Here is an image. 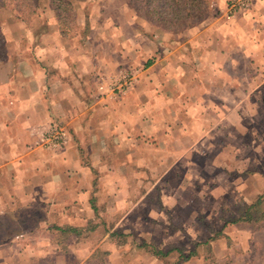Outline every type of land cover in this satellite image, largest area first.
Listing matches in <instances>:
<instances>
[{"label": "crops", "instance_id": "obj_1", "mask_svg": "<svg viewBox=\"0 0 264 264\" xmlns=\"http://www.w3.org/2000/svg\"><path fill=\"white\" fill-rule=\"evenodd\" d=\"M112 2L119 0H107ZM214 2L224 9L229 0ZM251 5L231 19L217 10L213 22L200 24L204 28L189 27L185 42L165 41L173 32L159 27L154 40L147 33L126 34L131 17L121 19L125 31L119 36L115 30L116 39L97 33L93 20L83 37L66 38L50 23L39 37L23 23L13 38L11 29H3L8 57L0 64V264H30L38 254L46 259L53 224L108 226L100 221L102 209L119 213L126 207L123 219L140 209L164 224L163 208L191 202L180 196L191 189L175 188L161 197V206L148 202L150 167L174 172L193 154L225 162L226 147L246 137L264 145L253 133L259 122L264 129V0ZM127 70L138 75L135 89L120 96L98 91L102 81ZM52 123L69 132L64 148L44 146ZM152 131L155 152L147 143ZM256 155L264 161V153ZM138 184L144 196L132 201ZM262 192L264 175L255 174L235 190L212 187L198 201L214 213L240 198L250 204ZM42 210L35 221L32 212ZM41 243L44 250H37Z\"/></svg>", "mask_w": 264, "mask_h": 264}, {"label": "rangeland", "instance_id": "obj_2", "mask_svg": "<svg viewBox=\"0 0 264 264\" xmlns=\"http://www.w3.org/2000/svg\"><path fill=\"white\" fill-rule=\"evenodd\" d=\"M70 1L77 13L74 35L76 34L78 37L86 36L91 32L89 27L92 24L91 20H93L97 33L116 39L115 30L119 32V36L122 35L120 34L122 31H125V27L121 22L124 17L134 19L132 27L130 26V29L126 28L124 33L128 34L129 31L135 35L147 33L150 37L152 36L153 40L157 35L158 27L144 15L138 4H129L126 0H119V2H112V4H108L107 0ZM214 3L216 2L213 0L208 8L209 11L206 9L198 15V19L194 20L196 22L194 25L181 27L173 31L172 34L163 37L165 41L166 39L180 42L188 41L190 38L188 28L194 26L198 27L197 29L204 28L208 23L214 21L215 18L213 17L218 14L217 10L220 11V15L224 11V18L231 19L241 14H247L251 9L250 7L247 12L230 16L228 6L220 9ZM118 5H124L126 11L122 12L123 9H118ZM40 14H42L41 22L38 20V16L33 17L30 21V25L36 27L37 30L38 27H41L40 23L45 20L54 26L58 25L49 0H40ZM14 16L15 14L7 8L0 12V29L2 30L0 64L8 57L6 46L3 45L4 42L6 44L8 38L4 35L3 29H11L9 38L19 35L15 33H18L16 30L22 22L17 21ZM205 20H207L203 24L205 26H200ZM163 38H159V40L162 42ZM128 73H132L133 85L127 91L121 93L117 90L114 91L113 89ZM115 79V77H109L104 83L102 81L98 86V91H112L120 96L135 89L140 82L137 73L131 70L122 72L120 78ZM101 86L104 87L103 90H100ZM152 116L157 117L156 114H152ZM182 120H184V116H182ZM257 125L260 128L262 124L259 122ZM259 128L253 132L257 143L264 142V140H261L264 138V129L260 128V130ZM152 133L154 136H150L147 143L151 151L154 148L155 152L156 132L152 131ZM183 141H186V139H182ZM252 142L254 141L247 137L242 140H234L226 147L228 160L225 162L223 160H208V157L214 158V155L208 156L205 154L204 157L201 154H193L189 156L193 161L186 160L177 163L174 172L167 168L164 170L158 169L160 164H156L154 168L150 167L147 170L149 172L148 177L145 179H147L153 192H150L147 196L146 200H149L148 202L161 206V197H169L175 188L181 187L180 191L184 189V192L191 189L189 193H180V196L181 199L192 200L194 203L192 201L189 203L182 201L181 206L174 210L163 208L166 217L164 224L151 217L148 219L140 209L135 214L138 215V218H135V215H129L125 219L122 218V214L125 212V215H128L129 210L126 207L119 210V213L114 211L109 213V211L102 209L100 211L102 216L100 221H106L108 226L100 225L95 228V231L86 233L79 239L74 236L67 237L52 230V252L47 255L46 259L39 254L34 256L30 264H264L263 224L238 222L244 212V205L248 203L240 198L236 203H224L218 212L212 213L211 208L207 207L208 204L201 205L198 201L201 197H209L208 191L212 187L219 188L221 191L222 188L228 186L235 190V185H240L251 176L255 174L264 175V161L254 159L257 157L256 153L258 157H261L264 153V145H257ZM187 150L182 147L181 153L184 154ZM200 151H205V149L203 148ZM188 155L184 157H188ZM171 165L172 163H168V166ZM120 166L118 163V167ZM122 181H119V183ZM137 186L138 191L131 194L132 201L135 198L139 200L140 196H144L139 192V184ZM162 188H165V191L168 190V193L161 194ZM261 211L264 213V203L261 206ZM142 212L144 219L139 218ZM32 213L35 221H39L45 211H33ZM22 215L24 218L26 217L24 213ZM50 220L52 223L56 221L53 217ZM31 226L33 227V225ZM55 226L59 225L53 224V227ZM87 227L93 226L89 225ZM0 229L2 230V222ZM109 230L111 233H109ZM107 233L115 236L106 240ZM123 235H126V238ZM224 236H227L228 239ZM143 243L162 251L181 250L183 256L174 252L164 260H158L151 256L149 248L143 247ZM44 247V244L41 243L37 245L36 249L44 250ZM48 249L47 247V253ZM192 252L196 253L195 257H192Z\"/></svg>", "mask_w": 264, "mask_h": 264}, {"label": "trees", "instance_id": "obj_3", "mask_svg": "<svg viewBox=\"0 0 264 264\" xmlns=\"http://www.w3.org/2000/svg\"><path fill=\"white\" fill-rule=\"evenodd\" d=\"M60 30V33L66 38L74 35L75 22L77 13L74 5L70 0H49ZM213 0H126L129 4H138L144 15L150 19L157 27L173 32L181 27L194 25L195 19H198V15L202 14L204 10L209 11L210 4ZM10 9L15 14V19L22 22L28 28H32L37 33V37L42 35L47 27L48 22L45 20L41 24V27L31 26V19L38 16V20L41 22L40 14V0H0V12L3 9ZM194 21V22H193ZM36 28V29H35ZM42 32H39V31ZM2 30L0 29V37ZM3 35V34H2ZM5 47V42L3 43ZM264 203V193L259 195L252 203L244 205V212L239 218L238 222L246 223H262L264 226V213L261 211V206ZM93 227L77 228L71 226H55L50 229L59 234H64L67 237L74 236L78 239L84 236L86 233L95 231ZM220 235V234H219ZM115 235H111L113 237ZM126 238V235H123ZM224 238L228 239L227 236ZM144 248H149L152 257L158 260H164L166 257L171 256L174 252L183 256L181 250L171 249L167 251L157 250L155 247L149 246L143 243ZM107 254V253H105ZM196 253L192 252V257H195Z\"/></svg>", "mask_w": 264, "mask_h": 264}, {"label": "built area", "instance_id": "obj_4", "mask_svg": "<svg viewBox=\"0 0 264 264\" xmlns=\"http://www.w3.org/2000/svg\"><path fill=\"white\" fill-rule=\"evenodd\" d=\"M251 7L250 0H231L228 5V12L230 16L237 15L242 12L249 11ZM134 83L132 73H128L121 82L117 85L114 91H127ZM104 87L101 86L100 90ZM70 139L69 132L66 127L58 123H52L48 132L43 139L44 146L48 149H61L64 148Z\"/></svg>", "mask_w": 264, "mask_h": 264}]
</instances>
